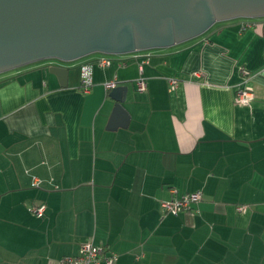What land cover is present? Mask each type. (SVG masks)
Masks as SVG:
<instances>
[{
    "label": "crops",
    "instance_id": "obj_1",
    "mask_svg": "<svg viewBox=\"0 0 264 264\" xmlns=\"http://www.w3.org/2000/svg\"><path fill=\"white\" fill-rule=\"evenodd\" d=\"M54 63L0 75V264H58L86 241L114 264H264V17L168 48L58 61L65 86ZM110 80L127 86L126 127L107 128ZM240 84L248 106L234 103ZM192 192L190 208L163 211Z\"/></svg>",
    "mask_w": 264,
    "mask_h": 264
},
{
    "label": "water",
    "instance_id": "obj_2",
    "mask_svg": "<svg viewBox=\"0 0 264 264\" xmlns=\"http://www.w3.org/2000/svg\"><path fill=\"white\" fill-rule=\"evenodd\" d=\"M262 17L264 0H0V73L47 58L168 48L219 21ZM49 71L66 85V67L52 64ZM126 91H109L115 103L108 129L128 123Z\"/></svg>",
    "mask_w": 264,
    "mask_h": 264
},
{
    "label": "built area",
    "instance_id": "obj_3",
    "mask_svg": "<svg viewBox=\"0 0 264 264\" xmlns=\"http://www.w3.org/2000/svg\"><path fill=\"white\" fill-rule=\"evenodd\" d=\"M250 23H242V29L246 28ZM146 55L141 56L142 60L138 64L139 74L142 72V64L147 62ZM110 63L109 59L99 60L101 66H106ZM250 73L245 68L242 69L243 82L248 79ZM80 79H81V88L84 91H87L92 85V66L89 63H84L80 66ZM176 79H170L172 86L176 84ZM135 85L137 90H144L146 87V82L144 77L141 75L135 80ZM116 86L115 80H110L104 83L106 89H111ZM252 98L251 89L245 85H239L235 96L234 103L237 105L248 106ZM32 185H39L37 178H34ZM201 197L200 192L186 193L180 197L172 198L171 200L165 201L162 203V209L165 212L176 213L178 210H186L190 206L199 201ZM244 209L242 206H238L237 210L241 211ZM30 212L36 216H42L44 214L45 207L44 205H34L29 208ZM117 256L115 253H106L104 247L93 244L91 241L84 242L79 249L77 255L73 256H63L59 259L58 264H112L116 260Z\"/></svg>",
    "mask_w": 264,
    "mask_h": 264
},
{
    "label": "rangeland",
    "instance_id": "obj_4",
    "mask_svg": "<svg viewBox=\"0 0 264 264\" xmlns=\"http://www.w3.org/2000/svg\"><path fill=\"white\" fill-rule=\"evenodd\" d=\"M236 19H239V18H236ZM244 19H249V20H254V19H257V18H244ZM233 20V19H232ZM231 20V21H232ZM229 20H227V22H228ZM223 22H225V21H219V22H216L215 24L216 25H218V24H220V23H223ZM205 33V32H204ZM203 33V34H204ZM185 42V41H184ZM180 44V43H179ZM174 46H176V45H174ZM154 49H156V48H151V49H147V51H153ZM146 51V50H145ZM98 54H100V53H96V55H98ZM105 55V57L106 58H113L114 56H117V55H112V54H104ZM43 61H51V62H55L54 64H56V62H58L56 59H52V58H47V59H43V60H40V61H36V62H43ZM75 61V60H74ZM36 62H33V63H36ZM73 62V61H72ZM29 64H32V63H29ZM29 64H26V65H29ZM26 65H23V66H26ZM23 66H21V67H23ZM21 67H18V68H20L21 69ZM18 68H15V69H11V70H8V71H5V72H2V73H0V75L1 74H5V73H9V72H11V71H14V70H16V69H18Z\"/></svg>",
    "mask_w": 264,
    "mask_h": 264
},
{
    "label": "trees",
    "instance_id": "obj_5",
    "mask_svg": "<svg viewBox=\"0 0 264 264\" xmlns=\"http://www.w3.org/2000/svg\"><path fill=\"white\" fill-rule=\"evenodd\" d=\"M140 62V61H139ZM37 186H39V185H37ZM33 214V213H32ZM38 217H41V216H38ZM117 256V255H116ZM116 260H117V258H116ZM116 260L112 263V264H114L115 262H116ZM104 263V262H103Z\"/></svg>",
    "mask_w": 264,
    "mask_h": 264
},
{
    "label": "bare ground",
    "instance_id": "obj_6",
    "mask_svg": "<svg viewBox=\"0 0 264 264\" xmlns=\"http://www.w3.org/2000/svg\"><path fill=\"white\" fill-rule=\"evenodd\" d=\"M143 73V72H142Z\"/></svg>",
    "mask_w": 264,
    "mask_h": 264
}]
</instances>
